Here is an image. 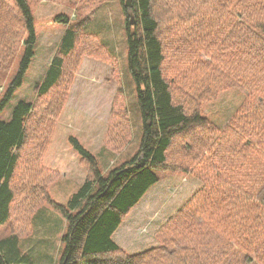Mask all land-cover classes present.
<instances>
[{
	"label": "trees",
	"instance_id": "1",
	"mask_svg": "<svg viewBox=\"0 0 264 264\" xmlns=\"http://www.w3.org/2000/svg\"><path fill=\"white\" fill-rule=\"evenodd\" d=\"M41 1L0 0V71L23 49L9 93L33 55L30 5ZM57 1L92 6L103 0ZM118 1L140 145L131 159L103 174L94 155L69 138L90 176L66 206H54L66 219L59 264H264V0H130L131 7ZM82 24L67 27L33 101H18L8 120L0 118V224L11 218L17 183L29 194L42 191L31 198L42 195L34 205L47 202L36 186L44 179L38 155L50 142L83 58L112 67L118 88L108 128L116 140L122 137L121 145L129 141L117 58L83 33ZM232 87L244 99L220 128L202 116V107ZM157 170L194 173L203 186L167 222L158 246L127 254L113 233L158 181ZM2 239L0 264H10L21 252L19 242Z\"/></svg>",
	"mask_w": 264,
	"mask_h": 264
},
{
	"label": "rangeland",
	"instance_id": "2",
	"mask_svg": "<svg viewBox=\"0 0 264 264\" xmlns=\"http://www.w3.org/2000/svg\"><path fill=\"white\" fill-rule=\"evenodd\" d=\"M30 10L35 32L33 55L21 84L10 93L9 88L15 79L23 49L18 51L14 60L7 63L8 68L0 71V104L4 106L0 118L8 120L18 101H33L35 86L45 75L67 27L73 23L82 24L86 20L81 25L82 32L94 35L117 58L130 127L129 141L123 146L122 137L116 140L108 128L114 124L110 121V110L118 88L112 76V67L83 58L61 115L54 124L50 142L38 155L44 179L40 184H35L39 188L36 187L37 190L44 189L48 200L46 203L36 201L34 205V199L42 195L31 198L42 191L29 194V191L20 188L21 183H17L11 203V218L0 224V239L10 236L19 242L21 252L15 258L10 257V264H59L66 219L61 209L54 206H66L72 193L78 191L79 186L90 176L89 164L80 161L69 138L77 139L94 155L99 171L106 174L136 154L142 136L141 117L136 86L127 68L125 14L118 0H103L92 6L43 0L31 4ZM65 17L69 18L68 24L63 22ZM243 99L244 94L240 89L228 88L216 100L202 107V116L222 128ZM125 132L126 129L119 131V135ZM117 141L122 147L113 144ZM155 174L158 181L132 207L113 233V240L127 254L141 253L158 246L160 233L166 229L167 222L177 216L181 207L203 186L194 173L157 170Z\"/></svg>",
	"mask_w": 264,
	"mask_h": 264
},
{
	"label": "water",
	"instance_id": "3",
	"mask_svg": "<svg viewBox=\"0 0 264 264\" xmlns=\"http://www.w3.org/2000/svg\"><path fill=\"white\" fill-rule=\"evenodd\" d=\"M125 5H126L127 7H131L130 0H126ZM134 22H135V21H134V17H133L132 14H130V15H129V24L133 25Z\"/></svg>",
	"mask_w": 264,
	"mask_h": 264
},
{
	"label": "crops",
	"instance_id": "4",
	"mask_svg": "<svg viewBox=\"0 0 264 264\" xmlns=\"http://www.w3.org/2000/svg\"><path fill=\"white\" fill-rule=\"evenodd\" d=\"M80 187V186H79ZM73 194V193H72Z\"/></svg>",
	"mask_w": 264,
	"mask_h": 264
}]
</instances>
